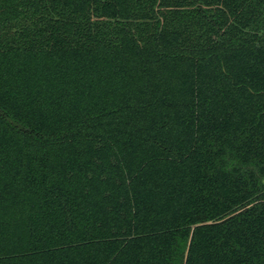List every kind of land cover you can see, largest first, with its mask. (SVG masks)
<instances>
[{"label": "trees", "instance_id": "16d2710c", "mask_svg": "<svg viewBox=\"0 0 264 264\" xmlns=\"http://www.w3.org/2000/svg\"><path fill=\"white\" fill-rule=\"evenodd\" d=\"M0 264H264V0H0Z\"/></svg>", "mask_w": 264, "mask_h": 264}]
</instances>
